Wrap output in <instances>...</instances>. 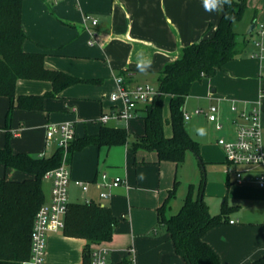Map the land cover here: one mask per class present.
Instances as JSON below:
<instances>
[{"label":"crops","instance_id":"1","mask_svg":"<svg viewBox=\"0 0 264 264\" xmlns=\"http://www.w3.org/2000/svg\"><path fill=\"white\" fill-rule=\"evenodd\" d=\"M210 5L211 0H207V3L206 0H24L22 24L26 39L23 43V50L27 53L44 54L46 68L77 78L80 76L72 71L73 68L64 67L60 63L63 57H101V60L109 64L111 74L114 77L125 78L128 85L134 86L137 81H148L151 77L158 83L159 73L164 66L176 60L184 47L213 37L224 13V7L221 11L218 7ZM88 14L94 15L99 20L97 26L89 24L90 31L82 23L84 16ZM252 24L256 26L255 22ZM93 33H95L94 38ZM93 39L95 43L100 42L102 48L96 46L95 43L90 44ZM263 66L261 65L260 76ZM122 72L124 75L121 74ZM81 79L89 80L85 77ZM109 79L113 89L115 84L117 89V83ZM20 82H24L23 85L25 82L26 84L32 83L34 87H27V90H19L17 87V96H40L52 89L49 82L25 80L19 81L17 86ZM195 85L196 83L192 89ZM76 88L82 87L66 89L57 98L45 99L44 111L25 110L29 113H18V115L13 112L10 144L15 153L47 158L57 150L58 146L55 142L56 149L51 152L47 151L48 144L45 135L46 126L50 124L51 114L54 113L56 124L65 121L75 124V141L86 136H95L103 127L125 128L128 134L135 135L136 141L144 134V121L141 120L138 123L135 119L141 118V110L138 111L136 117L128 121L112 119L104 124L99 118L107 111L100 100L81 95L78 92L82 89ZM216 91L212 89L211 94H215ZM207 98L210 102L217 103L212 106L218 107L221 121L225 118L222 108H229L232 124L234 114L231 112V105L232 102L236 104L237 102L228 97L209 96ZM263 100L264 97L261 99V121L264 125ZM111 102L114 106L109 109V114L118 109L117 104H121L112 100ZM7 107V100L0 97L1 118ZM120 109H122V104ZM200 110L203 112L196 114L195 110L193 115H202L208 121L206 112L209 108ZM15 119H19L21 124L19 130L13 132ZM92 121L98 124L89 125ZM79 124L80 127H78ZM167 130L165 128V135L169 137ZM38 132L41 134L38 135ZM234 135L232 126L227 139L232 140ZM3 144L0 138V148L4 147ZM130 144L132 143L128 142L127 145L112 147L90 145L83 150L76 151L70 164L69 186L73 185L80 190L83 202L79 204L94 202L106 206L118 219L112 240L105 245L109 249V264H117L123 260H127L128 264H186L175 253L170 235L158 225V210L164 204L177 180L175 170L179 165L159 161L154 151L138 150L133 153L129 149ZM223 163L226 167V162ZM104 173L108 175L109 180L120 177L126 181V184L118 188H102L99 183ZM0 178H6L9 181H23L31 179L32 176L15 169L5 168L0 164ZM77 182L87 184V191L77 185ZM229 182L230 177L227 176L228 186H230ZM233 183H235L234 180ZM251 183L238 184L244 201L252 204L250 213L248 215L245 213L241 203L228 206L231 210L226 222L212 228L204 236V240L218 254L222 264H253L256 259L264 256V218L261 216L264 212L262 210L264 189L253 188L250 186ZM42 190L45 203H49L52 183L49 181L48 184V181L43 178ZM103 192L109 193L110 197L103 199L101 197ZM62 234L63 232L47 236L46 264H65L57 263L56 260L59 257L55 253L58 251L54 252L52 249L61 242ZM81 241L84 243L83 248L73 245L68 249L72 261L77 260L76 264H85L86 242Z\"/></svg>","mask_w":264,"mask_h":264},{"label":"trees","instance_id":"2","mask_svg":"<svg viewBox=\"0 0 264 264\" xmlns=\"http://www.w3.org/2000/svg\"><path fill=\"white\" fill-rule=\"evenodd\" d=\"M24 0H0V97L9 99L6 115V143L0 148V164L32 176L23 181L0 178V264H21L29 260L31 233L35 216L45 204L42 190L44 175L58 168L64 161L70 165L76 151L90 145L108 147L128 144V132L122 127H103L95 136H86L73 141L65 152L57 150L50 157H33L26 153H15L11 147L10 133L13 112L16 109L44 111L47 98H57L67 88L79 83H98L45 66V55L27 53L23 50L26 39L22 24ZM224 13L213 37L184 47L180 56L167 63L158 76V95L144 106L141 119L144 134L130 144L133 153L138 150L154 151L159 161L180 165L187 151L200 158L199 143L186 129L184 106L193 85L204 78H211L228 62L236 57L237 33L234 22L241 21L248 7L247 0H231L224 4ZM124 75V72L121 73ZM125 79V78H124ZM49 82L51 91L44 95H16L19 81ZM126 81V80H125ZM165 100L169 101L170 118L164 119ZM172 129L171 136L165 135V124ZM178 181L169 191L164 204L158 210V225L170 235L175 253L186 264H222L218 254L204 240L212 228L226 222L231 208L223 201L222 211L212 215L204 200L205 182L200 195L189 194L181 210L166 217L165 211L175 197ZM118 219L110 208L98 203H72L68 206L63 234L86 242L85 264L90 262V251L94 245H106L112 240ZM117 264H128L123 260ZM253 264H264V256Z\"/></svg>","mask_w":264,"mask_h":264},{"label":"rangeland","instance_id":"3","mask_svg":"<svg viewBox=\"0 0 264 264\" xmlns=\"http://www.w3.org/2000/svg\"><path fill=\"white\" fill-rule=\"evenodd\" d=\"M248 7L245 11L244 17L241 21L234 22L233 29L237 33V47L236 57L234 60L228 62L222 69H220L214 77L204 78L201 82H197L195 87L191 90L189 97L186 99L184 112L191 115L190 120L185 122L186 129L190 136L199 143L200 158L192 151H187L184 156L183 162L175 170V175L178 180L175 197L170 201V205L167 209L166 216L178 213L185 203V200L192 194L193 198H198L200 195V187L202 182H205L204 188V200L209 208V211L213 215L220 214L222 211L223 201L226 200L228 206H235L241 203L243 210L248 215L251 210L252 204L244 201L243 193L239 190L238 184L233 183V176L230 175V182L227 185L226 167L224 166L225 156L221 146L218 144L219 138H229L230 131L232 130L231 114L229 108L223 107L224 117L222 123L224 124V130L218 133L214 130V126L210 124L202 115H193L195 110L208 109L212 105H217L216 102H210L207 97L212 96L215 98H226L237 102V106L240 108L246 107L249 102H254L259 98V90L264 87V74L260 76L261 65L260 61L253 58L255 48L253 42L257 39V28L260 25H264V0H247ZM89 16L97 19L92 14ZM98 20V19H97ZM255 22L256 29L249 33L252 23ZM83 23V22H82ZM99 23V20H98ZM89 44V42H88ZM96 46L102 48L101 43L96 42ZM75 57L66 58L60 60V63L64 67H71L80 78H89V80H98V83H79L75 84L67 89L73 87H82L76 89H82L81 95L91 96L92 98H98L103 104L107 113L110 108H113L114 103L111 102L110 97L116 89H113V85L110 82L116 83L115 80L118 76L114 77L111 74L109 64L101 60V57ZM105 58V57H104ZM264 72V70H262ZM110 75V76H109ZM153 76V75H152ZM99 80V81H100ZM20 82L17 86L19 90H27V87H34L31 84H25ZM30 83V82H29ZM39 83V82H34ZM136 84L148 85L155 91L159 90V85L156 79H149L148 81L139 80ZM34 85V84H33ZM36 85V84H35ZM37 86H35L36 88ZM40 87V86H39ZM217 90L215 94H211V90ZM97 96V97H96ZM8 102V107L4 110L2 118L0 117V138L6 143V131L4 118L9 109V99L3 97ZM264 101V100H263ZM117 108L120 109L121 104H117ZM7 111V112H6ZM28 111L22 109L14 110V113H27ZM29 113V112H28ZM43 114V113H41ZM7 115V114H6ZM14 115V114H13ZM43 116H45L43 114ZM163 116L166 121L170 118L169 101L165 100ZM50 124H56L54 120L55 113L51 114ZM101 117L99 118V120ZM136 121L141 122V118H135ZM13 121V119H12ZM17 123V125H15ZM21 121L15 119L13 132L19 130ZM97 125V122H89V125ZM82 125V124H81ZM80 127V124L78 125ZM170 125L165 124L168 134L171 136ZM170 129V130H169ZM47 132V128L45 130ZM41 133L38 132V135ZM37 135V133H36ZM46 135V133H45ZM78 135V133H77ZM133 133L128 134V142H135L136 137ZM46 142V140H45ZM47 145V151L51 152L56 149L55 141H49ZM1 146V147H2ZM208 158V159H207ZM213 158V159H212ZM211 159V160H210ZM71 171V166L69 165ZM48 181V180H46ZM49 184V181H48ZM253 188H258L256 184L251 183ZM254 194V193H253ZM69 201L70 203L83 202L80 190L73 185L69 186ZM264 211V206L262 207ZM237 214L238 212H234ZM235 214H232L235 216ZM264 218V212L261 214ZM163 230H165L163 228ZM61 242L58 246L52 247L53 251L57 254V263L76 264V261H72L71 253L69 252V246H77L83 248L84 243L80 239L68 238L65 235H61ZM80 250V249H79ZM62 255V256H61ZM111 262V258H109ZM184 262V260H182ZM185 263V262H184Z\"/></svg>","mask_w":264,"mask_h":264},{"label":"built area","instance_id":"4","mask_svg":"<svg viewBox=\"0 0 264 264\" xmlns=\"http://www.w3.org/2000/svg\"><path fill=\"white\" fill-rule=\"evenodd\" d=\"M84 27L89 30V24L97 26L98 20L85 15L83 19ZM256 29V26H255ZM95 33H93V38ZM94 39L90 44H94ZM255 52L253 58L264 63V25L257 28V39L253 42ZM264 70V66L262 67ZM264 72L262 71L261 77ZM117 91L112 94L113 102H120L122 109H116L112 113L101 116L100 121L107 123L112 119L128 121L138 115L141 107L150 104L159 94L148 85L136 84L128 85L123 77L116 78ZM259 100L247 103L246 107L239 108L232 102L231 112L234 114L232 126L234 128V138L232 140L219 138L218 144L221 146L226 162V174L232 175L237 184L252 182L259 188L264 189V125L261 121V99L264 97V87L260 90ZM196 110V114L202 113ZM219 109L211 106L206 112L208 121L215 126V130L220 132L224 129V124L219 118ZM190 115L184 113V120H189ZM46 140L55 141L58 148L68 151L71 143L75 140V124L65 121L59 124H48L46 126ZM69 165L65 158L63 163L56 169L48 171L44 179L52 183V195L49 203H45L38 210L31 233V251L29 260L24 264H46V241L49 234L61 233L65 228V217L69 206ZM84 191L88 185L77 182ZM126 184L120 177L109 180L107 174L102 175L99 186L102 188H118ZM103 199H108L110 194L103 192ZM233 223V221H231ZM109 249L105 245H94L90 251L89 264H109Z\"/></svg>","mask_w":264,"mask_h":264},{"label":"clouds","instance_id":"5","mask_svg":"<svg viewBox=\"0 0 264 264\" xmlns=\"http://www.w3.org/2000/svg\"><path fill=\"white\" fill-rule=\"evenodd\" d=\"M206 3H207V0H206ZM224 4H228L230 6L231 5V0H211V5L210 6L218 7L219 10L222 11Z\"/></svg>","mask_w":264,"mask_h":264},{"label":"water","instance_id":"6","mask_svg":"<svg viewBox=\"0 0 264 264\" xmlns=\"http://www.w3.org/2000/svg\"><path fill=\"white\" fill-rule=\"evenodd\" d=\"M254 29H255V25H252L250 30H249V33H251Z\"/></svg>","mask_w":264,"mask_h":264}]
</instances>
